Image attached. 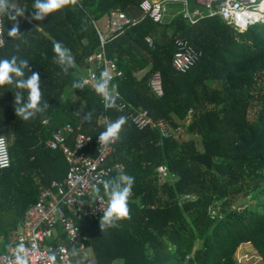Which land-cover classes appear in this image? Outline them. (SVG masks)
I'll list each match as a JSON object with an SVG mask.
<instances>
[{"label": "trees", "instance_id": "16d2710c", "mask_svg": "<svg viewBox=\"0 0 264 264\" xmlns=\"http://www.w3.org/2000/svg\"><path fill=\"white\" fill-rule=\"evenodd\" d=\"M142 1L67 0L36 21L33 0H9L24 10L16 19L22 35L8 37L12 23L2 17L0 57L29 61L48 107L22 120L14 111L16 90L0 87V135L10 156L9 166L0 169V250L41 191L66 174L63 153L46 145L51 132L82 120L81 130L90 136L87 150L94 154L107 115L109 121L125 117L108 160L120 169L106 180L121 173L134 177L129 215L107 228L100 227L101 215L79 220L87 253L72 249L74 264H239L234 253L243 242L253 245L264 264V22L238 31L217 15L191 23L177 10L158 23L143 15ZM113 10L138 21L104 44L122 71L109 82L119 93L116 107L104 109L94 88L71 84L82 80L88 58L99 49L97 20ZM177 36L198 53L184 73L172 66ZM57 42L74 59L67 72L55 62ZM94 70L99 78L101 67ZM156 73L160 96L150 87ZM120 103L126 110L147 109L171 134L138 128L118 109ZM86 112L89 121L82 119Z\"/></svg>", "mask_w": 264, "mask_h": 264}, {"label": "built area", "instance_id": "2783aa9c", "mask_svg": "<svg viewBox=\"0 0 264 264\" xmlns=\"http://www.w3.org/2000/svg\"><path fill=\"white\" fill-rule=\"evenodd\" d=\"M167 2L179 3L181 7L178 11L191 23L203 17L217 15L236 30L243 31L251 24L264 22V0H143L139 6L143 15H148L154 22L163 23L175 14L166 9ZM137 21L138 19L129 18L121 10H113L107 15L104 27L96 23L100 45L88 58L90 66L82 78L84 85L94 88L98 78L94 68L101 67L102 72L107 73L109 82L122 75L115 61L106 56L104 44ZM2 24L0 17V46L4 43ZM146 40L151 43L149 37ZM174 45L172 66L184 73L194 65L198 53L184 37H175ZM109 82V95L118 97L119 93L111 89ZM150 87L155 95H162V83L158 73L152 76ZM102 100L106 109L103 97ZM124 107L125 104L120 103L118 109L124 111ZM131 109L134 111L128 109L126 115L138 128L149 125L158 127L165 137L171 134L166 123L152 119L147 109ZM108 121L107 115L101 118L102 123ZM81 129L82 120H79L76 124L66 122L51 132L46 145L63 153L67 162L66 174L62 180L52 181L50 186L41 191L37 201L26 209L23 220L12 231L5 249L0 250V264H17L18 255L26 264H74L72 249L86 255L87 236L82 234L78 221L97 219L102 215L101 209L106 207V197L100 201H91L92 186L100 187L103 196V182L113 170L118 171L120 165L117 162L108 163L116 140L108 143H99L97 140L95 152L90 154L87 150L90 136ZM9 164L7 141L0 135V169L8 167ZM164 170L163 166L159 168L160 176ZM21 244L23 251L18 247Z\"/></svg>", "mask_w": 264, "mask_h": 264}, {"label": "clouds", "instance_id": "9594fccd", "mask_svg": "<svg viewBox=\"0 0 264 264\" xmlns=\"http://www.w3.org/2000/svg\"><path fill=\"white\" fill-rule=\"evenodd\" d=\"M66 3L67 0H33L31 18L41 21L49 13H55L57 10L62 9ZM23 15L24 10L22 7H13L9 0H0V17L12 23V27L6 32L8 37L19 38L22 35L18 34L16 19L18 16ZM53 51L55 53V62L61 66L62 71L67 72L74 64L70 50L62 47L57 42L53 45ZM28 64L29 61L27 59L18 57L15 54L10 57H0V87L7 85L16 90L13 95L14 111L16 116L25 121L34 117L37 113L43 112L48 107L47 102H42L41 100L40 75L35 71L30 72ZM26 71L30 75H26ZM108 82L107 73L102 72L99 78L95 80L94 89L97 94L103 97L105 107L112 108L116 107L115 98L111 97L107 91ZM83 86V80L73 81L71 84L72 89H82ZM82 119L89 121L90 113L86 112ZM124 123V116L106 122L103 131L99 132L98 142L108 143L118 139L121 126ZM133 184V176L121 173L103 182V196H101L100 187L92 186L91 201H100L106 197V207L101 209L102 215L99 221L101 228L113 227L117 221L128 217V200ZM18 247L20 251H23L22 244ZM16 259L17 264H26V261L19 255Z\"/></svg>", "mask_w": 264, "mask_h": 264}, {"label": "rangeland", "instance_id": "374dc122", "mask_svg": "<svg viewBox=\"0 0 264 264\" xmlns=\"http://www.w3.org/2000/svg\"><path fill=\"white\" fill-rule=\"evenodd\" d=\"M166 4V3H165ZM179 6H175V8ZM71 99H77L76 96L71 97ZM251 115V113H249ZM180 133L182 138H187V135L182 130H178L177 134ZM235 258L239 264H262L260 256L257 254L256 249L250 242L241 243L235 250ZM120 264V263H113Z\"/></svg>", "mask_w": 264, "mask_h": 264}, {"label": "crops", "instance_id": "0c3cea01", "mask_svg": "<svg viewBox=\"0 0 264 264\" xmlns=\"http://www.w3.org/2000/svg\"><path fill=\"white\" fill-rule=\"evenodd\" d=\"M165 6H166V9L169 11V13L176 12L181 7V5L177 2H167ZM175 6H179V8L177 9V7L175 8ZM106 17L107 15H104L101 18H99L97 20L98 25H100L101 27H104V24L106 22Z\"/></svg>", "mask_w": 264, "mask_h": 264}, {"label": "bare ground", "instance_id": "6f19581e", "mask_svg": "<svg viewBox=\"0 0 264 264\" xmlns=\"http://www.w3.org/2000/svg\"><path fill=\"white\" fill-rule=\"evenodd\" d=\"M172 10V9H171Z\"/></svg>", "mask_w": 264, "mask_h": 264}]
</instances>
